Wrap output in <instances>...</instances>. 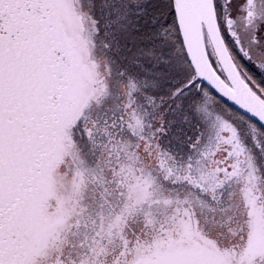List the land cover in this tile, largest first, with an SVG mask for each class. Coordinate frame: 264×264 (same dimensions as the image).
I'll use <instances>...</instances> for the list:
<instances>
[{
    "label": "snow or ice",
    "instance_id": "snow-or-ice-1",
    "mask_svg": "<svg viewBox=\"0 0 264 264\" xmlns=\"http://www.w3.org/2000/svg\"><path fill=\"white\" fill-rule=\"evenodd\" d=\"M0 264H264V0H0Z\"/></svg>",
    "mask_w": 264,
    "mask_h": 264
}]
</instances>
